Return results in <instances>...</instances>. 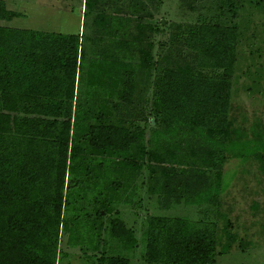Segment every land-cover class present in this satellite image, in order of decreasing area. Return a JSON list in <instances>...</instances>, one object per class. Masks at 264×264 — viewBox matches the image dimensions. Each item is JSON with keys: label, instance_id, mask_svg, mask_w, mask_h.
<instances>
[{"label": "trees", "instance_id": "obj_1", "mask_svg": "<svg viewBox=\"0 0 264 264\" xmlns=\"http://www.w3.org/2000/svg\"><path fill=\"white\" fill-rule=\"evenodd\" d=\"M180 2L196 22L163 26L161 0H84L87 35L0 26V264H56L85 243L98 264H132L139 242L144 264L232 250L219 209L242 139V0ZM15 16L0 0V20ZM142 192L161 214L145 212L138 241L117 208L143 206ZM184 207L201 216L171 213Z\"/></svg>", "mask_w": 264, "mask_h": 264}, {"label": "rangeland", "instance_id": "obj_2", "mask_svg": "<svg viewBox=\"0 0 264 264\" xmlns=\"http://www.w3.org/2000/svg\"><path fill=\"white\" fill-rule=\"evenodd\" d=\"M3 1L16 16L11 20H0L2 27L80 35H87L90 31L91 21L83 15L84 0ZM240 5L238 16L232 21L241 33V41L237 48L230 104L231 116L242 139L236 151L239 155L228 157L224 163L223 186L227 191L219 209V227L229 219L236 241L232 250L217 257L216 264H264V0H242ZM201 12L205 13L204 9ZM156 19H161L162 25L168 28L170 24L196 22L197 12L183 7L180 0H161ZM260 155L262 158L258 160ZM141 199V207L120 205L117 208L119 216L128 228L134 230L138 241L145 212L161 214L153 198H147L142 192ZM171 213L187 214L191 219L201 216L186 207ZM112 216L105 218L107 224ZM83 247L82 250L80 245H71L64 249L58 253L56 264H98L92 257L91 247L87 243ZM106 251L101 245L100 252ZM141 252L139 242L130 256L132 264H144Z\"/></svg>", "mask_w": 264, "mask_h": 264}, {"label": "water", "instance_id": "obj_3", "mask_svg": "<svg viewBox=\"0 0 264 264\" xmlns=\"http://www.w3.org/2000/svg\"><path fill=\"white\" fill-rule=\"evenodd\" d=\"M152 123H154V122L152 121Z\"/></svg>", "mask_w": 264, "mask_h": 264}]
</instances>
